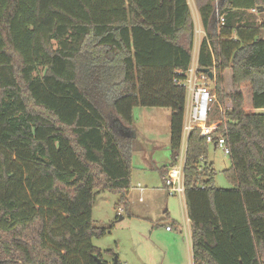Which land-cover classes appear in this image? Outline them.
I'll list each match as a JSON object with an SVG mask.
<instances>
[{"label":"trees","instance_id":"16d2710c","mask_svg":"<svg viewBox=\"0 0 264 264\" xmlns=\"http://www.w3.org/2000/svg\"><path fill=\"white\" fill-rule=\"evenodd\" d=\"M194 2L199 69L227 110L217 135L232 188L215 186L210 145L193 131V264H264V0ZM195 37L188 0H0V264L102 258L93 238L108 229L93 208L101 191L129 204L136 108L171 111L163 181L178 163Z\"/></svg>","mask_w":264,"mask_h":264},{"label":"rangeland","instance_id":"374dc122","mask_svg":"<svg viewBox=\"0 0 264 264\" xmlns=\"http://www.w3.org/2000/svg\"><path fill=\"white\" fill-rule=\"evenodd\" d=\"M191 10L197 23L193 2ZM199 43L200 37L196 34L194 50ZM43 75L44 69L35 74L36 77ZM213 85L210 81V86ZM219 110L213 107V120L220 118ZM166 115H171V111L143 107L134 110L138 136L133 140L132 190L127 195L128 206L118 210L120 195L108 191H101L96 199L95 225L108 229V233L93 238V245L102 251L105 262L112 263L117 258L119 264H192L185 199L171 196L162 177V170L171 163L170 148L164 145L168 135L159 131V126L168 125ZM208 160L216 170L215 186L232 188L224 176V170L231 167L230 157L210 145ZM139 186L144 191H140ZM167 227L172 231H167Z\"/></svg>","mask_w":264,"mask_h":264},{"label":"built area","instance_id":"2783aa9c","mask_svg":"<svg viewBox=\"0 0 264 264\" xmlns=\"http://www.w3.org/2000/svg\"><path fill=\"white\" fill-rule=\"evenodd\" d=\"M218 23L219 26H224V17L218 16ZM196 34L201 38L200 30L196 29ZM199 50L200 45L198 51L196 50L193 54L192 64L183 82V86L186 88V104L180 157L178 163L170 169L164 179L166 191L171 196H180L183 198L185 195V167L188 139L193 131L198 130L200 136L205 139L207 144L221 149L226 156H230L231 154L226 136L217 135L224 122L220 118V120H213L212 115L213 107L216 105V95L214 93V87L210 86L211 79L209 75L199 69ZM219 113L224 117L227 114V110L220 107ZM225 131H227L226 127ZM139 189L140 191H144L141 186H139ZM140 200L142 201L143 199L141 198ZM187 221L190 223L189 219ZM166 229L167 231H172L171 227H167Z\"/></svg>","mask_w":264,"mask_h":264},{"label":"crops","instance_id":"0c3cea01","mask_svg":"<svg viewBox=\"0 0 264 264\" xmlns=\"http://www.w3.org/2000/svg\"><path fill=\"white\" fill-rule=\"evenodd\" d=\"M191 2H193L195 4L194 0H188V4L190 5V7H191ZM196 13L198 15V17H197L198 22L195 23V26H196V28L200 29V31H201V38H200V41H201L205 37V32H204V29L202 27V24H201V21H200V18H199V14H198L197 9H196ZM195 19L196 18L194 16V20ZM199 45H200V43L197 44V46L195 47L194 53H195L196 50L198 51ZM161 110H165V109H161ZM166 116H167V119H168V125H167V127L159 126V131L161 132V130H163L164 134L167 133V135H168L167 136V141H164V145H167L169 147V142H170V116L171 115H166ZM137 136H138V131L135 130L134 137L136 138ZM187 220H188V215H187ZM187 226H188V228L190 230V242H191V249H192L191 227H190V223L188 221H187ZM191 258H192V255H191ZM192 264H193V259H192Z\"/></svg>","mask_w":264,"mask_h":264},{"label":"water","instance_id":"95a60500","mask_svg":"<svg viewBox=\"0 0 264 264\" xmlns=\"http://www.w3.org/2000/svg\"><path fill=\"white\" fill-rule=\"evenodd\" d=\"M259 9L262 10V7H259ZM202 72L208 74L211 79L213 78V73L210 70H203ZM122 219L123 217H121V220ZM95 261H96V264H119L117 258L112 263L105 262L103 261L102 258H98V257H95Z\"/></svg>","mask_w":264,"mask_h":264}]
</instances>
